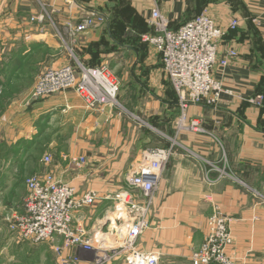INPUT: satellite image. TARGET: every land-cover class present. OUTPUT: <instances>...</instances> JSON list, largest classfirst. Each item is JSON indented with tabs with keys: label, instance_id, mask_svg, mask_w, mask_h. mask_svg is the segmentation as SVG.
Returning a JSON list of instances; mask_svg holds the SVG:
<instances>
[{
	"label": "crops",
	"instance_id": "0c3cea01",
	"mask_svg": "<svg viewBox=\"0 0 264 264\" xmlns=\"http://www.w3.org/2000/svg\"><path fill=\"white\" fill-rule=\"evenodd\" d=\"M84 5L111 18L119 15L121 23L111 27L108 22L78 35L68 42L67 57L51 61L50 67L76 61L106 65L118 76L121 107L88 108L73 89L37 100L14 115L12 102L7 123L21 125V139L43 141L42 153L51 156L50 163L40 159V173H51L81 192L98 193L96 204L76 216L93 237L107 228L112 197L145 150L175 143L138 247L159 253V264H191L209 216L221 212L231 220L230 256L239 264H264V0H131L133 12L126 17L109 0H0V63L10 61L4 68L11 70L13 61L36 44L60 51L53 22L59 27L77 22ZM155 6L175 25L208 10L226 31L218 56L230 48L237 51L226 66L214 68L225 89L219 103L188 110L189 119H198L204 131L179 129L181 108L161 56L153 45L140 43ZM42 12L52 20H32ZM234 18L239 21L235 31L230 28ZM258 96L263 97L260 104ZM78 156L87 162L77 165L72 157ZM22 211L23 205L12 215ZM47 244L55 251L56 241Z\"/></svg>",
	"mask_w": 264,
	"mask_h": 264
},
{
	"label": "built area",
	"instance_id": "2783aa9c",
	"mask_svg": "<svg viewBox=\"0 0 264 264\" xmlns=\"http://www.w3.org/2000/svg\"><path fill=\"white\" fill-rule=\"evenodd\" d=\"M84 6L77 22L69 21L63 27L53 22L57 35L67 46L78 35L109 22L106 12ZM48 16L42 12L32 20L44 22ZM147 21L154 33L143 34L142 40L153 45L160 54L163 68L177 93L181 108L179 129L204 131L198 119H189L188 110L192 105L216 106L219 103L225 89L215 77L214 68L226 66L230 58L237 56V51L230 48L223 57L218 56L226 31L206 9L178 29L172 27L171 20L157 6L151 9ZM238 25V19L230 22L231 29ZM69 89L79 93L88 108L120 106L117 99L120 82L111 77L108 67H87L79 61L44 71L34 85L31 99ZM262 99L258 96L255 102L260 104ZM174 146L172 143L145 150L142 158L126 173L125 186L112 197L107 228L102 226L93 237L88 235L84 225L76 222V216L96 204L100 199L98 193L81 192L70 182L57 180L51 173H37L27 178L28 193L23 211L8 219L11 233L18 240L34 244L56 241L54 250L59 264H108L117 260L127 264H159V253L141 250L138 240L150 226L154 196ZM43 160L51 162L48 155ZM72 160L77 165L87 162L85 156L72 157ZM214 168L224 173V169ZM230 222V218L221 212L209 216L205 239L192 250L191 264H239L228 252L233 244ZM106 236H112L113 242L109 243ZM73 248L81 252L70 253ZM85 254L93 258L88 259Z\"/></svg>",
	"mask_w": 264,
	"mask_h": 264
},
{
	"label": "rangeland",
	"instance_id": "374dc122",
	"mask_svg": "<svg viewBox=\"0 0 264 264\" xmlns=\"http://www.w3.org/2000/svg\"><path fill=\"white\" fill-rule=\"evenodd\" d=\"M109 1L116 2L124 8L123 17H126L131 0ZM54 35L61 45L60 51L36 44L27 58L23 60L21 68L14 74H11L13 70L10 68H7V72L4 71L6 69L4 66L10 61L4 60L0 63V264H59L57 253L51 249L49 244H34L16 239L9 229L8 222L13 209L20 208L24 203L28 193L27 178L42 171L39 170L40 166L38 169V165L44 166L40 159L46 156L42 153L43 141L37 143L35 138L32 141L21 139L23 137L20 132L21 125L7 123V121L11 122L9 105L14 103L12 108L14 115L26 110L36 100L43 99H31L37 79L44 71L51 68V61L61 60L63 56L67 57L65 49L67 45L63 43L56 31ZM111 73L112 78H118L116 72ZM118 107H121V104ZM11 126L14 129L13 133L6 131ZM8 135L14 138H9ZM85 257L93 258L89 254H85Z\"/></svg>",
	"mask_w": 264,
	"mask_h": 264
},
{
	"label": "trees",
	"instance_id": "16d2710c",
	"mask_svg": "<svg viewBox=\"0 0 264 264\" xmlns=\"http://www.w3.org/2000/svg\"><path fill=\"white\" fill-rule=\"evenodd\" d=\"M115 4H116V9L118 8V7H120L119 5H118V3H116L115 2ZM129 7V11H127V13L129 14H131L133 11H132V7H131V5H128ZM119 12L120 13H125L124 12V8H122V7H120L119 8ZM200 14V13H199ZM199 14H197V15H195V16H193V17H191V18H189V19H187L186 21H184V22H182V23H179V24H173V23H171L172 24V27L174 28V29H178L181 25H183L184 23H186L187 21H189V20H192V19H194L195 17H197ZM123 15V14H122ZM119 15H114V16H112V18L111 17H109V24L111 25V27L112 26H114V24H120L121 23V19H120V17H118ZM131 18V17H130ZM148 26H147V28L144 30V31H142V32H140V35H139V39H140V43H143V44H146L143 40H142V35L143 34H145V33H154V29L149 25V24H147ZM237 28V27H236ZM235 28V29H236ZM235 29H232L233 31H235ZM111 30H113V29H111ZM225 35H226V33H225ZM224 35V36H225ZM92 50V49H91ZM27 56H28V53L26 54H24V55H19L18 57H17V59L15 60V61H13V63H14V65H13V67H12V69L11 70H13L12 71V73L11 74H14L16 71H18L20 68H21V66L23 65V60L25 59V58H27ZM162 61V60H161ZM85 66H87V67H100V66H102V65H100V64H96L95 62H87V63H83ZM163 64V63H162ZM4 71H6V69L4 70ZM170 80V79H169ZM170 83H171V81H170ZM171 85H172V83H171ZM172 88H173V90H174V92H175V96H176V101L178 102V104H179V106H180V102H179V98H178V96H177V93H176V91H175V89H174V87H173V85H172ZM120 91V90H119ZM119 97V93H118V95H117V99H119L118 98ZM40 100V99H39ZM37 101V100H36ZM205 106H210V107H213L212 105H207V104H204ZM35 140V139H34ZM35 144V143H34ZM33 144V145H34ZM28 147V146H27Z\"/></svg>",
	"mask_w": 264,
	"mask_h": 264
}]
</instances>
